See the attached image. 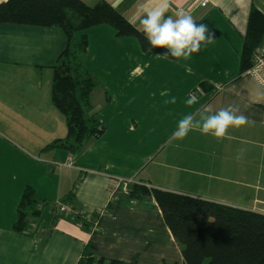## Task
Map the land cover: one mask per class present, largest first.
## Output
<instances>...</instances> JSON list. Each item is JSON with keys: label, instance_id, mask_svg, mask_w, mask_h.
<instances>
[{"label": "crops", "instance_id": "obj_1", "mask_svg": "<svg viewBox=\"0 0 264 264\" xmlns=\"http://www.w3.org/2000/svg\"><path fill=\"white\" fill-rule=\"evenodd\" d=\"M200 1L169 0L167 15L189 13L214 33L213 42L187 61L143 50L136 37L118 36L108 24L83 31L82 63L100 81L90 94L91 112L104 131L76 154L44 149L67 132L51 101L62 32L0 23V264H78L86 249L90 264H106L99 258L183 264L156 201L131 198V183L264 213V91L240 71L249 9L264 13V0ZM158 4L122 0L117 11L140 28L137 17ZM190 94L198 97L191 107L185 104ZM171 97L176 102L165 103ZM230 105L248 123L230 128L227 139L199 131L172 138L185 114ZM27 186L46 203L17 232L13 223ZM71 191L73 198L65 200ZM60 204L80 215L60 211Z\"/></svg>", "mask_w": 264, "mask_h": 264}, {"label": "trees", "instance_id": "obj_2", "mask_svg": "<svg viewBox=\"0 0 264 264\" xmlns=\"http://www.w3.org/2000/svg\"><path fill=\"white\" fill-rule=\"evenodd\" d=\"M0 23L54 26L62 32L65 46L52 66L51 101L64 116L67 132L44 149L64 148L71 154L79 152L104 131L91 112L90 94L100 86V81L82 63L87 45L83 31L108 24L118 36L136 37L143 50L150 49L161 55L166 52L164 48H151L139 27L114 11L105 0L93 5L82 0H4L0 2ZM262 42L264 13L251 6L240 51L241 72L251 66L254 50ZM128 194L131 198L148 195L154 198L165 225L181 247L183 264H264V213L143 183L129 184ZM73 196L71 191L64 199L71 200ZM45 203L33 188L25 187L13 229L24 231ZM92 259L86 249L78 264H90ZM98 261L120 264L103 258Z\"/></svg>", "mask_w": 264, "mask_h": 264}, {"label": "clouds", "instance_id": "obj_3", "mask_svg": "<svg viewBox=\"0 0 264 264\" xmlns=\"http://www.w3.org/2000/svg\"><path fill=\"white\" fill-rule=\"evenodd\" d=\"M122 0H116L112 4L114 11L118 10ZM169 0H159L156 7L145 10L137 17L142 31L151 48H164L166 52L162 55L171 56L177 62L191 59L194 53L201 51L202 46L210 44L214 40V33L204 23H197L189 13L179 11L167 15ZM135 26V25H133ZM189 74L191 70L187 69ZM161 95H168L167 91ZM176 97H171L165 103L174 104ZM198 103V97L190 94L185 104L189 107ZM238 107L228 106L213 112L212 109H204L198 113L185 114L178 122L172 133V138L183 140L189 132L199 131L203 135H211L217 141L227 139L230 128H239L248 123L247 117L237 115ZM242 154L243 150H239ZM239 159V156L237 157Z\"/></svg>", "mask_w": 264, "mask_h": 264}, {"label": "built area", "instance_id": "obj_4", "mask_svg": "<svg viewBox=\"0 0 264 264\" xmlns=\"http://www.w3.org/2000/svg\"><path fill=\"white\" fill-rule=\"evenodd\" d=\"M206 0H201L200 5H205ZM248 75L254 80L260 88L264 91V42H262L253 53V59L251 66L246 70ZM262 106L264 107V100L262 101ZM59 210L71 214V216L76 217L80 215L76 211L70 210L66 205L60 204ZM89 219V215H87Z\"/></svg>", "mask_w": 264, "mask_h": 264}]
</instances>
